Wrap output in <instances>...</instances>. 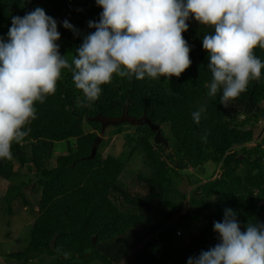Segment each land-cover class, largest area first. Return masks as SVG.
Segmentation results:
<instances>
[{"label":"trees","instance_id":"1","mask_svg":"<svg viewBox=\"0 0 264 264\" xmlns=\"http://www.w3.org/2000/svg\"><path fill=\"white\" fill-rule=\"evenodd\" d=\"M36 7L57 22L56 43L69 63L95 31L88 22L98 23L102 12L95 0H0V40L7 42L14 16L23 17ZM65 20L76 33L63 27ZM187 23L182 36L191 48L192 63L179 78L129 80L114 75L110 84L101 86L100 98L86 104L71 72L63 69L55 94L35 105L38 118L30 125L31 133L22 144H13L11 161L0 160V179L7 182L1 214L10 218L16 199L30 208L25 194L31 184L38 194L37 215L29 223L25 245L7 257L21 264H114L129 249V264H187L189 257L219 243L213 224L223 221L225 209L236 214L241 231L248 222L264 223V68L260 81L251 82L225 107L219 94L207 96L205 86L211 73L202 38L212 29L194 19ZM254 54L264 61V49L257 47ZM202 105L205 112L197 124L191 114ZM123 112L146 115L160 125L167 144L156 141V132L147 124L119 122L101 133L96 117L116 118ZM260 123L263 127L254 137L252 125ZM97 134L102 140L90 158ZM115 134L122 135L125 148L105 155L103 146ZM61 141L66 150L55 153L54 144ZM207 162L214 168L205 176ZM23 166L27 172L20 170ZM143 167L153 173L144 174ZM127 172L150 186L145 197L131 196L125 188ZM184 179L191 185L188 192L179 189ZM158 198L160 207L155 209ZM185 201L187 210L180 219L198 222L202 230L190 243L179 245L174 239L182 236L176 234L179 226L165 221L174 218ZM140 206L144 213L130 211H140ZM136 241L139 247H134Z\"/></svg>","mask_w":264,"mask_h":264},{"label":"clouds","instance_id":"2","mask_svg":"<svg viewBox=\"0 0 264 264\" xmlns=\"http://www.w3.org/2000/svg\"><path fill=\"white\" fill-rule=\"evenodd\" d=\"M95 3L102 8L99 22H88L95 31L84 38L71 63L56 43L57 22L43 8L12 18L7 42L0 40V160L11 161L13 144L29 136L38 118L35 105L55 94L63 69L71 72L86 104L100 98L101 86L110 84L114 75L129 80L179 78L192 63L191 48L182 36L189 19L212 29L202 38L211 73L205 85L208 97L219 94L227 107L261 79L264 61L254 49H264V0ZM63 27L77 32L67 20ZM204 112L203 105L192 112L193 121L198 124ZM213 230L219 243L189 257L187 264H264V223L248 222L241 231L236 214L225 209L223 221L214 222Z\"/></svg>","mask_w":264,"mask_h":264},{"label":"rangeland","instance_id":"3","mask_svg":"<svg viewBox=\"0 0 264 264\" xmlns=\"http://www.w3.org/2000/svg\"><path fill=\"white\" fill-rule=\"evenodd\" d=\"M229 105H232L229 104ZM263 123L260 124H253L252 128L254 129V137H257L259 134V131ZM111 127L109 126L106 129V132L108 133L110 131ZM109 135L105 134L104 138H108ZM155 137V136H154ZM125 148V140L123 139L121 134H115L112 136V138L109 140L108 143H105L103 146V152L105 155L108 153L112 154H119L123 149ZM66 150V143L65 141L56 142L54 144V152L55 153H61ZM57 155V154H56ZM54 157L51 159L52 162H54ZM135 159V158H134ZM138 161V158H137ZM137 161L133 160L132 165H134L136 171H141V169L137 166ZM131 162V161H130ZM128 164H131V163ZM17 162H14V166L17 165ZM139 164V163H138ZM206 168V175L208 176L214 168L213 164L211 162L205 163ZM144 174L153 173V170L151 167H143ZM20 170H23L24 172H27L26 167H20ZM129 170V165L128 169ZM130 173H126L124 178L127 184L125 187L131 194V196L134 197H145L148 194V191L150 189V186L144 182L143 180L138 179L136 176H133ZM7 182L3 179H0V201H2V195L3 192L7 186ZM32 184L26 188V197L31 203V207L25 206L21 203L20 200L16 199L13 204V215L8 218L6 214H1L0 212V264H21L20 261L7 257V253L9 252H16L23 248L25 245L26 239L28 238V231H29V223L33 218L37 215L38 211V194L35 190L31 188ZM179 189L184 192H188L191 189V185L187 183V180L184 179L181 183ZM121 201V206H125L124 208L128 209L129 206L123 203V199L120 195L117 196ZM187 202L185 201V204ZM160 207V201L159 198L154 201V208L157 209ZM137 208V206L135 207ZM140 211L131 209L130 211L134 212H140L144 213L145 207L140 206L138 207ZM160 210H163L160 208ZM187 210V204L178 212V214L175 215L174 218H168L167 223H172L175 225H178V229L182 231V236H174L175 242H177L179 245H185L190 243L193 239H195L201 232L202 226L198 222H190V221H183L180 219L179 215L184 213ZM162 212V211H160ZM158 214V213H157ZM134 244V247H139L140 243ZM118 248L123 249L121 245H117ZM129 252V249H128ZM126 252L125 255L120 256L118 260H115L116 264H129L127 263V258L129 257V254L131 252ZM90 264H97L96 262L90 263Z\"/></svg>","mask_w":264,"mask_h":264},{"label":"water","instance_id":"4","mask_svg":"<svg viewBox=\"0 0 264 264\" xmlns=\"http://www.w3.org/2000/svg\"><path fill=\"white\" fill-rule=\"evenodd\" d=\"M96 120H100L101 122V133L109 124H117L119 122H126L134 125H141V124H147L151 128L152 131L155 133V140L161 143L167 144L166 139L162 136L160 128L157 124L153 123L149 118L146 117V115H142L140 117H134L131 115H128L126 112H123L119 117L113 118V117H96ZM102 140V135L97 134L96 137L93 140L91 151L88 157L92 158L95 155V152L97 150L98 144Z\"/></svg>","mask_w":264,"mask_h":264},{"label":"built area","instance_id":"5","mask_svg":"<svg viewBox=\"0 0 264 264\" xmlns=\"http://www.w3.org/2000/svg\"><path fill=\"white\" fill-rule=\"evenodd\" d=\"M177 233H180V231H177Z\"/></svg>","mask_w":264,"mask_h":264}]
</instances>
